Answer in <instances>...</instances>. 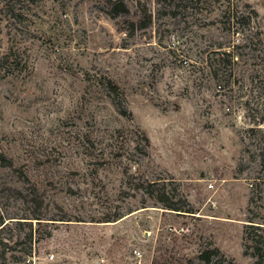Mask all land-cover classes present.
<instances>
[{
  "label": "rangeland",
  "instance_id": "1",
  "mask_svg": "<svg viewBox=\"0 0 264 264\" xmlns=\"http://www.w3.org/2000/svg\"><path fill=\"white\" fill-rule=\"evenodd\" d=\"M0 153V264H264V0H0Z\"/></svg>",
  "mask_w": 264,
  "mask_h": 264
},
{
  "label": "trees",
  "instance_id": "2",
  "mask_svg": "<svg viewBox=\"0 0 264 264\" xmlns=\"http://www.w3.org/2000/svg\"><path fill=\"white\" fill-rule=\"evenodd\" d=\"M123 9H124V11H126V8L123 6ZM226 54V57H234V54H233V52L231 51V52H226L225 53ZM109 87L111 88V90H112V92H114V93H117V91H118V88L115 86V85H113V83L112 82H110L109 81ZM116 106H117V108L119 109V111L121 112V114H123V115H127V111L126 110H124V105L122 104V103H120V102H116ZM143 138H144V140H145V144L148 146V145H150V140H149V138L147 137V135L146 134H144L143 133ZM0 159L1 160H6L5 161V163L7 162V159L4 157V155L3 154H1L0 153ZM9 164H11L10 163V161L8 162ZM7 163V164H8ZM154 185H155V183H152V182H150V183H146V185H143L142 184V186H146L145 188H146V190L149 192V193H151L152 192V194H151V198H153L154 200H155V202L157 203V204H160L164 209H168V210H173V211H178V212H190L189 210H185V208L184 207H182L181 205H179V201H181V200H179V201H176V199H174V197H172L171 196V194L170 193H168L167 192V190L165 189V188H161V189H159L158 191H156V190H150V188L152 189V187H154ZM181 202H184L185 204L187 203V201L184 199V201H181ZM145 207V206H144ZM122 218V216H120L119 214L118 215H116V220H119V219H121ZM23 219H30V218H24L23 217ZM34 219H37V220H41V218H39V217H36V218H34ZM11 221H9L8 223H5L3 220H0V232L7 226V224H9ZM17 223H22V221H16ZM257 228H262V227H259V226H257ZM264 230V229H263ZM1 244H3V246H7L5 243H2V240H1ZM257 248V251H260V248L257 246L256 247ZM202 258L203 259H205V260H209V257L207 256V254H204L203 256H202Z\"/></svg>",
  "mask_w": 264,
  "mask_h": 264
}]
</instances>
